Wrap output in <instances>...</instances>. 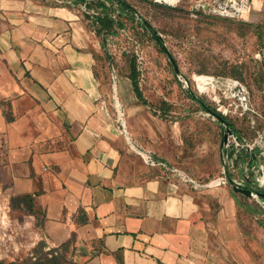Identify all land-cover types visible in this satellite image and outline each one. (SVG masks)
Wrapping results in <instances>:
<instances>
[{
	"label": "crops",
	"instance_id": "1",
	"mask_svg": "<svg viewBox=\"0 0 264 264\" xmlns=\"http://www.w3.org/2000/svg\"><path fill=\"white\" fill-rule=\"evenodd\" d=\"M242 18L262 23L264 0ZM102 50L73 0H0L8 196L29 195L38 233L53 246L71 239L82 264H259L226 182L205 192L167 175L175 126L160 128L118 89L120 123Z\"/></svg>",
	"mask_w": 264,
	"mask_h": 264
},
{
	"label": "rangeland",
	"instance_id": "2",
	"mask_svg": "<svg viewBox=\"0 0 264 264\" xmlns=\"http://www.w3.org/2000/svg\"><path fill=\"white\" fill-rule=\"evenodd\" d=\"M128 1L160 34L173 62L148 31L136 21L121 16L123 28L99 37L105 43L99 60L104 80L110 83L113 108L121 117L120 123L126 125L124 106L117 98L119 89L132 106L159 120L160 128L164 124L175 126V148L169 157L167 175L177 182H184L185 178L196 180L205 184L207 192L211 188L208 185L217 183L223 174L218 146L224 127L215 115L190 98L187 91L195 93L218 113L231 112L226 119L239 137L249 139L257 131L263 133L264 25L243 18L206 15L193 8L194 0ZM73 4L83 21L94 30L92 18L85 16L94 14L93 9L75 0ZM112 15L118 17L116 11ZM132 65L136 68L144 103L133 91L129 78ZM216 78L238 80L248 95V109L241 106V87L225 94L215 84ZM242 165V161L240 165L237 162L240 173ZM252 178L248 184L257 189ZM226 183L232 194L238 196V220L253 256L256 262L264 264V197L249 198L236 193L228 180ZM28 209L26 204L11 202L0 170V261L5 264L14 261L20 264L33 254L37 256L35 252L40 255L37 251L40 242L44 243L42 253L60 247L43 239L27 214ZM55 254L59 256V264L83 263L78 258V247L70 243Z\"/></svg>",
	"mask_w": 264,
	"mask_h": 264
},
{
	"label": "built area",
	"instance_id": "3",
	"mask_svg": "<svg viewBox=\"0 0 264 264\" xmlns=\"http://www.w3.org/2000/svg\"><path fill=\"white\" fill-rule=\"evenodd\" d=\"M250 3L251 0H196L193 8L206 15L242 18ZM261 56L264 59V51ZM214 82L223 88L225 94L234 92L241 87V91H243L242 96H240L241 106L248 109V95L245 94V89L238 80L227 81L226 78H216ZM221 113L226 118L231 112L228 115ZM220 152L223 174L218 181L219 183L220 181L225 183L228 180L231 185L249 186L248 183L253 177L256 188L264 191V132L257 131L254 138L247 139L246 137H239L233 131V134H229L226 141L220 146ZM241 161L243 162V170L240 173L237 162L240 165Z\"/></svg>",
	"mask_w": 264,
	"mask_h": 264
},
{
	"label": "trees",
	"instance_id": "4",
	"mask_svg": "<svg viewBox=\"0 0 264 264\" xmlns=\"http://www.w3.org/2000/svg\"><path fill=\"white\" fill-rule=\"evenodd\" d=\"M76 2H81L87 9H93L94 14H86L85 16L89 19L92 18V24L96 25L94 29L96 35L100 37L101 35H107L109 33H115L116 28H123L124 22L121 19V16H125L127 19L131 21H136L142 28L149 32L151 38L155 40V42L159 45L160 49L165 52L168 57L172 61V56L166 49L162 37L157 32V30L150 24L148 20H146L143 16H141L137 10L133 7V5L128 0H75ZM113 11L117 12L118 17H114L112 15ZM264 25V19L262 21ZM102 47H105L104 39H101ZM173 62V61H172ZM129 78L131 80V84L133 87V91L135 96L141 102H145L143 99V95L141 89L138 85L136 68L132 65ZM187 94L190 98L197 101L204 109L212 113L213 115H217V111L206 104L202 98L197 96L192 91H187ZM223 116V115H222ZM227 125L235 132L232 124L226 119ZM12 203L18 204H26L28 208L32 209V198L29 195L23 196H13L11 197ZM71 243V239L68 242H65L60 245L58 248H50L47 252H41V249L44 246L43 242L39 243V251L41 254L38 255V252H35L37 256L34 254L31 257L25 258L20 264H59V256L57 250L67 246ZM0 264H5L3 261H0ZM9 264H19L17 261L10 262Z\"/></svg>",
	"mask_w": 264,
	"mask_h": 264
},
{
	"label": "water",
	"instance_id": "5",
	"mask_svg": "<svg viewBox=\"0 0 264 264\" xmlns=\"http://www.w3.org/2000/svg\"><path fill=\"white\" fill-rule=\"evenodd\" d=\"M159 1V0H158ZM227 81H233L232 78H226ZM221 113V112H220ZM220 113H217L216 118L218 119L219 123L221 125H223L224 127V130H223V136H222V140H221V144L220 146L223 144V142L226 141L227 139V136L229 134H233V131L232 129H230V127L227 125V121H226V118L224 116H222ZM231 181V180H230ZM232 188L233 190L236 192V193H240V194H243L249 198L253 197L254 195H258V196H261V197H264V192L263 191H257L255 192L252 188H250V186H241V185H236V184H233L232 185Z\"/></svg>",
	"mask_w": 264,
	"mask_h": 264
},
{
	"label": "flooded vegetation",
	"instance_id": "6",
	"mask_svg": "<svg viewBox=\"0 0 264 264\" xmlns=\"http://www.w3.org/2000/svg\"><path fill=\"white\" fill-rule=\"evenodd\" d=\"M254 191L257 192V191H262V190L254 189ZM263 192H264V191H263Z\"/></svg>",
	"mask_w": 264,
	"mask_h": 264
}]
</instances>
